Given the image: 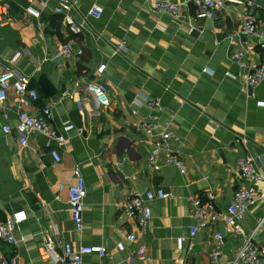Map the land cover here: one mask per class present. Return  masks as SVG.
Instances as JSON below:
<instances>
[{"label": "crops", "instance_id": "0c3cea01", "mask_svg": "<svg viewBox=\"0 0 264 264\" xmlns=\"http://www.w3.org/2000/svg\"><path fill=\"white\" fill-rule=\"evenodd\" d=\"M12 21L0 25V74L10 65L32 76L41 99L21 103L13 87L9 98L0 105V158L6 157L22 189L0 197V219L25 212L26 219L16 229L19 246L0 240V255L17 256V264H55L43 259L41 247L49 240L80 245L103 244L108 255H87L84 264H147L136 257L138 243L126 237L138 234L136 223L123 205L131 190L144 192L163 188L172 192L169 199L152 203L153 216L143 237L154 264H210L213 247L209 227L194 240L188 228L195 222L194 199L205 200L211 193L219 208L226 209L241 183L239 160L247 153L256 160L264 174V81L254 94L246 93L244 73L230 54L242 48L235 33L247 8L232 0L225 10L212 18L191 5L180 19L158 15L148 0H79L73 15L79 22L82 13L98 2L104 6L100 19L89 18L92 32H69L63 21L58 24L53 12L58 0H4ZM47 1L40 20L26 14L32 2ZM255 11L257 23L264 27V0ZM60 24V25H59ZM73 40L83 43L81 55L56 57L60 44ZM126 49L115 53L121 41ZM261 51L252 54L261 61ZM105 64L103 72L98 67ZM209 67L213 74L204 72ZM236 75L227 77L226 72ZM46 73L58 89L57 95L44 98L38 79ZM91 81L107 85L111 103L101 107L88 97ZM63 90L71 95L61 100ZM155 97L165 105L162 125H169L176 136L173 148L180 153L188 172L163 165L154 172L149 164L150 145L138 125L143 114L132 113V101ZM59 100L53 107L52 124L62 130L66 121L85 128L66 133L58 146L61 161L54 163L46 139L39 133L29 137L23 148L17 134H5L2 126L17 124L20 110L35 113L44 105ZM7 114V116H5ZM244 134L247 146L237 142ZM79 171L86 180L84 223L76 230L68 204V186ZM64 185L63 188L60 185ZM264 214V204L253 207L245 219L250 230ZM185 237L183 247L177 237ZM130 251L116 248L118 242ZM264 245V225L256 236ZM240 242L227 239L222 261H226ZM261 264H264V260Z\"/></svg>", "mask_w": 264, "mask_h": 264}, {"label": "built area", "instance_id": "2783aa9c", "mask_svg": "<svg viewBox=\"0 0 264 264\" xmlns=\"http://www.w3.org/2000/svg\"><path fill=\"white\" fill-rule=\"evenodd\" d=\"M32 1V0H31ZM151 9L158 15H168L173 19H180L189 6L193 5L199 13H203L208 18L215 16L219 10H225L232 0H148ZM236 1V0H235ZM245 4L247 11L242 17L239 29L235 32L242 42V48L230 54L231 60L236 63L240 71L244 73L246 82V93L249 96L254 94L255 89L264 81V27L257 23L255 11L260 6L256 0H237ZM79 0H58L53 12L62 16L64 25L69 32L75 35H82L86 31L92 32L89 26V18L98 20L101 18L104 6L94 2L82 13L83 21L79 22L73 15V11H78ZM48 7L47 1H41L39 6L32 2L25 9L26 14L40 20L43 10ZM13 17L9 12V6L4 0H0V25L12 21ZM126 41L123 40L115 48V53L126 49ZM85 43L76 46L73 40H68L60 44L56 51V57H70L81 55ZM256 48L260 49L261 61L255 63L252 54ZM105 64L98 67L99 72H103ZM204 72L213 74L209 67L203 69ZM227 77L235 78L236 75L226 72ZM11 87L19 97L21 103L28 100L37 101L40 99V92L32 85V76L26 74L10 65H6L0 74V105L9 98ZM88 97L95 100L99 106L108 107L111 103L108 87L100 81H91L87 86ZM71 95L69 90H63L60 99ZM59 100L50 102L35 113L20 110L17 124L12 127L9 123L2 126L5 134L16 133L19 143L23 148L29 147V137L32 133H39L46 139V145L51 149L54 163L61 161L58 146L67 140L66 133L76 130L78 134H83V126L76 127L71 121L63 124L62 130L57 129L52 124L53 107ZM132 113L134 115L143 114L139 130L143 133L145 140L150 145L148 155L149 164L154 172L159 171L163 165L177 168L181 174L188 172V166L183 156L173 148L176 136L169 125H162L165 105L155 97H138L132 101ZM7 116V114H5ZM237 142L247 146V138L244 134H237ZM239 177L241 183L236 188L233 198L226 209H221L216 204L211 193L207 195L205 201L200 198L194 199L195 222L188 228V237L191 240L190 247L194 246L195 238L205 229L212 227L213 247L209 253L210 264H261L264 260V245L256 241L258 230L264 225V214L261 216L254 228L248 230L245 227V219L249 212L256 205L264 204V174L259 170L254 157L247 153L239 160ZM61 188L64 185H60ZM87 194L86 180L79 171L75 182L68 186V204L72 221L76 230H81L84 223L85 197ZM172 192L163 188L149 189L144 192L131 190L123 205L124 213L136 223L138 234L130 233L126 240L130 244L138 243L135 254L141 261L147 264L152 263L149 254V247L144 241H139L145 233L152 216V203L157 199L172 198ZM26 219L25 212L19 211L6 219H0V240L18 247L20 240L16 237V229ZM185 237H177L176 245L179 249L183 247ZM227 239H234L240 242L234 254L226 261H222L224 247ZM116 248L120 251H130L122 241L118 242ZM108 248L103 244L80 245L74 247L72 243L61 241H47L40 250L43 259H51L55 264H84L87 255L97 254L100 258L108 255ZM17 256L6 258L0 255V264H17ZM122 264V263H115Z\"/></svg>", "mask_w": 264, "mask_h": 264}, {"label": "water", "instance_id": "95a60500", "mask_svg": "<svg viewBox=\"0 0 264 264\" xmlns=\"http://www.w3.org/2000/svg\"><path fill=\"white\" fill-rule=\"evenodd\" d=\"M38 84L44 98L58 93L57 87L46 73L40 75ZM22 189V183L15 177L11 164L6 157L0 158V197L7 196Z\"/></svg>", "mask_w": 264, "mask_h": 264}, {"label": "trees", "instance_id": "16d2710c", "mask_svg": "<svg viewBox=\"0 0 264 264\" xmlns=\"http://www.w3.org/2000/svg\"><path fill=\"white\" fill-rule=\"evenodd\" d=\"M55 18V20H53V23L55 24V22L58 24V21L61 22L62 21V17L60 18V16H53ZM60 25V24H59ZM40 99H41V96H40ZM206 200V199H205ZM205 200H202V201H205Z\"/></svg>", "mask_w": 264, "mask_h": 264}]
</instances>
